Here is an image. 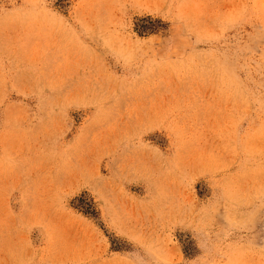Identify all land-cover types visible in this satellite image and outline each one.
I'll return each mask as SVG.
<instances>
[{
	"label": "rangeland",
	"instance_id": "374dc122",
	"mask_svg": "<svg viewBox=\"0 0 264 264\" xmlns=\"http://www.w3.org/2000/svg\"><path fill=\"white\" fill-rule=\"evenodd\" d=\"M0 264H264V0H0Z\"/></svg>",
	"mask_w": 264,
	"mask_h": 264
}]
</instances>
